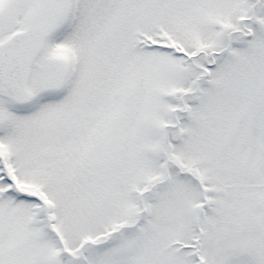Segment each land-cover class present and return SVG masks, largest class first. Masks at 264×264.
Wrapping results in <instances>:
<instances>
[{
    "label": "snow or ice",
    "instance_id": "6c2138e0",
    "mask_svg": "<svg viewBox=\"0 0 264 264\" xmlns=\"http://www.w3.org/2000/svg\"><path fill=\"white\" fill-rule=\"evenodd\" d=\"M0 264H264V0H0Z\"/></svg>",
    "mask_w": 264,
    "mask_h": 264
}]
</instances>
